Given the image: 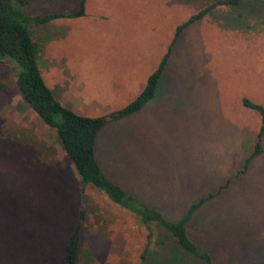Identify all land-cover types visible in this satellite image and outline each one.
<instances>
[{
  "label": "rangeland",
  "instance_id": "1",
  "mask_svg": "<svg viewBox=\"0 0 264 264\" xmlns=\"http://www.w3.org/2000/svg\"><path fill=\"white\" fill-rule=\"evenodd\" d=\"M215 1L85 0L83 16L29 26L41 78L80 116L120 110L142 90L176 26ZM237 4L189 25L154 97L95 140L105 177L168 222L213 195L186 232L212 264L264 263V133L262 152L245 167L261 123L243 105L264 107V0ZM77 9L78 0H29L22 11ZM16 74L14 62L0 64V264H64L80 210L76 264H140L145 247L146 264H204L102 192L80 191L54 130L21 99Z\"/></svg>",
  "mask_w": 264,
  "mask_h": 264
},
{
  "label": "trees",
  "instance_id": "2",
  "mask_svg": "<svg viewBox=\"0 0 264 264\" xmlns=\"http://www.w3.org/2000/svg\"><path fill=\"white\" fill-rule=\"evenodd\" d=\"M28 1L0 0V64H3L6 60L15 63L17 68L15 84L21 99L45 126L54 130L62 150L76 173L80 191H83L85 186H89L102 192L112 203L138 216L142 222L154 224L166 232L173 245L179 250H183L191 256H196L204 264H212L209 255L199 253L196 250L186 232L193 211L213 195L210 194L197 203L190 205L176 222H168L157 210L148 208L135 199L128 197L117 184L105 177L95 158V140L99 130L105 124L138 112L154 97L157 85L167 69L173 46L189 25L200 21L218 6L237 7L238 0H216L176 26L166 52L159 59L156 68L147 76L142 90L122 109L100 117L80 116L70 108L61 105L54 98L41 78L37 66V47L29 33V26L32 24L43 25L62 17L76 18L83 16L85 0H78V9L70 14L58 12L35 16H29L22 11ZM243 105L256 111L260 116L261 123L257 133V141L245 160L244 166L247 167L249 162L262 152L260 138L264 133V107L245 100ZM83 215V210H80L78 221L65 243L64 264H76L77 262ZM150 237L151 233L147 232L146 246L149 244ZM145 252L146 247L139 255L140 264H146Z\"/></svg>",
  "mask_w": 264,
  "mask_h": 264
},
{
  "label": "crops",
  "instance_id": "3",
  "mask_svg": "<svg viewBox=\"0 0 264 264\" xmlns=\"http://www.w3.org/2000/svg\"><path fill=\"white\" fill-rule=\"evenodd\" d=\"M74 90H76V89H72V91H74ZM65 92V91H64ZM62 94V93H61ZM62 97V96H61ZM61 97H60V99H58V98H55L61 105H63V106H66V107H68L66 104H63L62 102H61ZM69 108V107H68Z\"/></svg>",
  "mask_w": 264,
  "mask_h": 264
}]
</instances>
